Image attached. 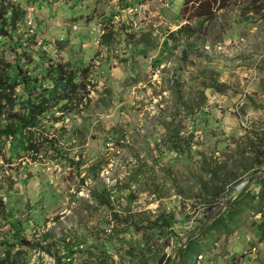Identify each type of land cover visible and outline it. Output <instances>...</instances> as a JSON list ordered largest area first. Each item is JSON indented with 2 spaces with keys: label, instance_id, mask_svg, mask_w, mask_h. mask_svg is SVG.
I'll use <instances>...</instances> for the list:
<instances>
[{
  "label": "rangeland",
  "instance_id": "1",
  "mask_svg": "<svg viewBox=\"0 0 264 264\" xmlns=\"http://www.w3.org/2000/svg\"><path fill=\"white\" fill-rule=\"evenodd\" d=\"M4 5L23 13L29 72L76 63L89 99L46 126L61 160L7 163L19 140L1 143L0 230L11 220L35 247L26 264L264 255V204L251 199L264 176V0H197L182 20L183 0Z\"/></svg>",
  "mask_w": 264,
  "mask_h": 264
},
{
  "label": "trees",
  "instance_id": "2",
  "mask_svg": "<svg viewBox=\"0 0 264 264\" xmlns=\"http://www.w3.org/2000/svg\"><path fill=\"white\" fill-rule=\"evenodd\" d=\"M196 2L183 0L181 20L191 11L189 5ZM4 4L5 0H0V148L3 142L19 140L17 146L13 143L16 147H11L4 160L12 163L24 156L32 161L39 157L47 161L61 160L56 135H48L46 126L54 128L60 122V117L71 114L78 106L89 102L84 83L86 70L76 63H60L49 58L51 64L45 67L42 78L32 75L29 72L32 70L31 59H27L29 55L24 51L17 33L18 21H21L19 15L23 13ZM45 81L49 85H44ZM18 88L23 94L20 97L16 95ZM256 183L260 190L251 199H256L261 206L264 204V176ZM247 196L244 194L238 199ZM237 203L234 201L228 209L233 214ZM237 216L236 213L234 219ZM3 226V231L0 230V264H26L35 247L25 240L23 232L11 220L4 221ZM193 244H188L181 256L185 257L187 252L195 249ZM15 246H18L17 251L14 250ZM54 259L56 264L64 263L60 257Z\"/></svg>",
  "mask_w": 264,
  "mask_h": 264
},
{
  "label": "crops",
  "instance_id": "3",
  "mask_svg": "<svg viewBox=\"0 0 264 264\" xmlns=\"http://www.w3.org/2000/svg\"><path fill=\"white\" fill-rule=\"evenodd\" d=\"M259 245H262V242H260ZM253 251H254V248H252V251H251V252H253ZM256 259H257V257H253L252 260L254 261V260H256ZM259 259H260V261H261L260 263H262V262L264 263V255H261V257H260ZM259 259H257V261H258ZM257 261L255 262V264H258ZM226 264H227V263H226ZM233 264H242V260H241V259H238L237 263L233 262ZM248 264H249V263H248Z\"/></svg>",
  "mask_w": 264,
  "mask_h": 264
},
{
  "label": "built area",
  "instance_id": "4",
  "mask_svg": "<svg viewBox=\"0 0 264 264\" xmlns=\"http://www.w3.org/2000/svg\"><path fill=\"white\" fill-rule=\"evenodd\" d=\"M261 264H264V263H261Z\"/></svg>",
  "mask_w": 264,
  "mask_h": 264
}]
</instances>
